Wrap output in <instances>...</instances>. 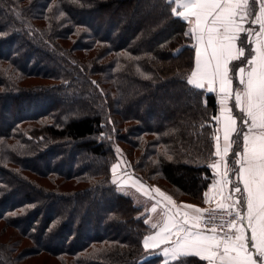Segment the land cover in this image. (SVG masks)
I'll list each match as a JSON object with an SVG mask.
<instances>
[{
  "label": "trees",
  "instance_id": "obj_1",
  "mask_svg": "<svg viewBox=\"0 0 264 264\" xmlns=\"http://www.w3.org/2000/svg\"><path fill=\"white\" fill-rule=\"evenodd\" d=\"M172 6L0 0V264L43 253L58 264H164L141 244L154 231L147 206L111 167L121 156L127 174L197 205L214 179L217 97L187 85L195 41Z\"/></svg>",
  "mask_w": 264,
  "mask_h": 264
},
{
  "label": "snow or ice",
  "instance_id": "obj_2",
  "mask_svg": "<svg viewBox=\"0 0 264 264\" xmlns=\"http://www.w3.org/2000/svg\"><path fill=\"white\" fill-rule=\"evenodd\" d=\"M168 3L174 5L171 14L189 25L184 36L195 41L187 85L217 96L211 152L216 159L208 164L214 179L203 192L204 202L215 208L178 206L160 188L146 190L156 201L152 211L161 205L164 213L152 224L155 231L143 236L142 247L148 254L162 251L164 264H188L183 257L207 264H264V0ZM117 167L112 165L114 176ZM132 187L144 191L139 180Z\"/></svg>",
  "mask_w": 264,
  "mask_h": 264
},
{
  "label": "rangeland",
  "instance_id": "obj_3",
  "mask_svg": "<svg viewBox=\"0 0 264 264\" xmlns=\"http://www.w3.org/2000/svg\"><path fill=\"white\" fill-rule=\"evenodd\" d=\"M29 80H30L29 82L36 81L35 79H29ZM114 164H117L118 167H117V174L115 176L113 175L112 170H111V174L113 175L112 176L113 181L115 180L116 184L119 185L120 189H123L126 193H128L133 198L136 204L144 205V207L147 206L144 212L149 211L147 212L149 213L148 221L150 225L152 226V224H154V222H152V218H154L152 214L156 215V210L152 211V208H153V205L156 204V201L153 200L150 196L146 195L145 191L148 189H154L158 187L161 189V191L166 193L168 196L169 194L159 186V182L157 183L146 182V181H143V179L138 178L137 176L135 177L132 173L127 174L128 172L125 171L126 166H125V160L123 159V157L119 156L118 160ZM133 180H139V182L144 185V191H138L136 187H132ZM156 207L162 208L161 205H157ZM156 217H158V215H156ZM156 220L158 221V219ZM1 226H2V223H0V227ZM1 239L10 240L11 238H9L8 234L6 233V234H1ZM23 244L25 245V243ZM158 253L160 252L158 251ZM21 264H58V261L54 257L43 253L38 257H34L28 260L21 261Z\"/></svg>",
  "mask_w": 264,
  "mask_h": 264
},
{
  "label": "crops",
  "instance_id": "obj_4",
  "mask_svg": "<svg viewBox=\"0 0 264 264\" xmlns=\"http://www.w3.org/2000/svg\"><path fill=\"white\" fill-rule=\"evenodd\" d=\"M257 30H258V26H257ZM247 42H248V39H245ZM235 63V65H236V67L238 68V67H240L241 65L238 63V62H234ZM206 90V89H205ZM207 91V90H206ZM208 92V91H207ZM215 94V93H214ZM216 95V94H215ZM217 97V96H216ZM230 103H232V104H234V102H232V101H230ZM218 108H219V105H218ZM235 111V110H234ZM216 159V158H215ZM214 159V160H215ZM232 159H234V157L232 156V154L230 153V158H229V163L231 164V160ZM212 172H213V170H212ZM230 177H231V179L232 180H235V177H234V175H232L231 173H230ZM212 183V182H211ZM227 191V190H226ZM172 200L176 203V205H178V206H181V205H183V204H192V205H195V206H197V207H200V208H205V207H215V204L214 203H204L202 206H200V205H197V204H193V203H187V202H181V201H176V200H174L173 198H172ZM156 215H158V217H156V215H154V214H152L153 216H154V218H152V222H154V223H159V222H161L162 221V218H163V213H164V209L163 208H159V207H156ZM156 219H158V221L156 220ZM155 231V230H154ZM160 252V254L162 255V251H159ZM163 256V255H162ZM163 259L165 260V258L163 257ZM169 261H171V260H169ZM206 264H207V262H206Z\"/></svg>",
  "mask_w": 264,
  "mask_h": 264
},
{
  "label": "built area",
  "instance_id": "obj_5",
  "mask_svg": "<svg viewBox=\"0 0 264 264\" xmlns=\"http://www.w3.org/2000/svg\"><path fill=\"white\" fill-rule=\"evenodd\" d=\"M215 207H206V208H204V209H209V210H211V209H214ZM234 218V217H233ZM225 219H227V217H225ZM209 227H211V225H209Z\"/></svg>",
  "mask_w": 264,
  "mask_h": 264
}]
</instances>
